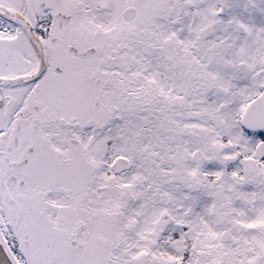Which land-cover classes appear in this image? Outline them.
Here are the masks:
<instances>
[{"label":"snow or ice","instance_id":"1","mask_svg":"<svg viewBox=\"0 0 264 264\" xmlns=\"http://www.w3.org/2000/svg\"><path fill=\"white\" fill-rule=\"evenodd\" d=\"M0 264H264V0H0Z\"/></svg>","mask_w":264,"mask_h":264}]
</instances>
